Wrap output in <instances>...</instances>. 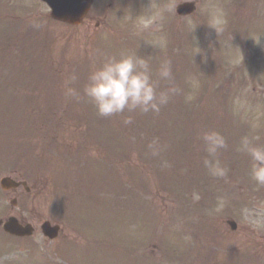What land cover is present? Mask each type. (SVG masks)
Masks as SVG:
<instances>
[{
    "label": "rangeland",
    "instance_id": "rangeland-1",
    "mask_svg": "<svg viewBox=\"0 0 264 264\" xmlns=\"http://www.w3.org/2000/svg\"><path fill=\"white\" fill-rule=\"evenodd\" d=\"M181 1L194 0H133L131 15L118 17L129 37L91 38L48 20L40 0H0V179L10 175L31 187L7 193L0 186V219L15 215L36 228L25 238L0 230V264H205L206 246L215 255L209 264L232 253L264 264V185L251 177L250 156L238 151L245 136L264 146V14L253 15L250 6L248 21L236 26L257 20V30L227 32L222 40L224 32L211 28L229 24L219 0H197V13L185 18L175 13ZM122 56L146 59L158 92L176 89L159 113L100 117L83 95L89 73ZM164 62L170 80H159ZM73 75L69 86L79 99L65 95ZM211 131L227 141L214 159L202 139ZM206 159L225 175H212ZM93 196L114 204V235L92 216L88 230L77 222V207ZM46 219L62 224L58 239L43 235ZM94 236L101 244L92 257L84 249L95 246ZM138 237L147 239L142 250L131 241ZM170 243L175 256L166 251ZM123 245L146 258L127 257Z\"/></svg>",
    "mask_w": 264,
    "mask_h": 264
},
{
    "label": "clouds",
    "instance_id": "clouds-1",
    "mask_svg": "<svg viewBox=\"0 0 264 264\" xmlns=\"http://www.w3.org/2000/svg\"><path fill=\"white\" fill-rule=\"evenodd\" d=\"M211 28L216 32L222 31L216 24ZM158 76L159 80L171 79L170 62L160 65ZM76 78L73 75L65 82V95L79 99L80 94L77 89L69 86ZM158 86L159 81L153 79L146 59L137 56H122L119 59L108 57L89 73L83 95L93 104L100 117H111L137 109L144 113H159L161 107L169 102L170 94H174L176 89L170 88L166 92H158ZM125 123H131V119H126ZM202 139L208 156L213 159L220 149L227 147L225 137L216 131L205 132ZM256 140L258 137H243L238 151L250 156L251 177L257 185H264V146L255 143ZM204 163L210 168L212 175H225V170L219 167L218 162L214 165L212 160L206 159Z\"/></svg>",
    "mask_w": 264,
    "mask_h": 264
},
{
    "label": "flooded vegetation",
    "instance_id": "flooded-vegetation-1",
    "mask_svg": "<svg viewBox=\"0 0 264 264\" xmlns=\"http://www.w3.org/2000/svg\"><path fill=\"white\" fill-rule=\"evenodd\" d=\"M133 0H92L90 9L83 17L81 23L76 26L69 25L70 28L75 29L76 33L79 30L84 37L91 38H109L116 34H123L119 32L118 27L121 25L118 17L129 15V2ZM238 4L227 0L223 4L224 19L231 21L237 16L241 17L238 12ZM236 16V17H234ZM240 21L236 18V23ZM247 22L248 19H245Z\"/></svg>",
    "mask_w": 264,
    "mask_h": 264
},
{
    "label": "water",
    "instance_id": "water-1",
    "mask_svg": "<svg viewBox=\"0 0 264 264\" xmlns=\"http://www.w3.org/2000/svg\"><path fill=\"white\" fill-rule=\"evenodd\" d=\"M45 1H47L49 5L52 7L53 10L52 14L55 18L63 19L69 22H77V7L80 5V3L82 7L88 6L86 5L85 0H45ZM177 10L180 14L183 15L189 14L194 10V3H190V2L181 3L178 6ZM2 185L4 188H10L12 186H17L18 184L15 183L10 178H4L2 179ZM233 227H235L234 223H233ZM42 228L44 233L51 238L56 237L59 231V226H52L50 222H45ZM5 229L18 235L31 234L33 230L31 225H27L26 227H24L14 217H11L5 223Z\"/></svg>",
    "mask_w": 264,
    "mask_h": 264
}]
</instances>
